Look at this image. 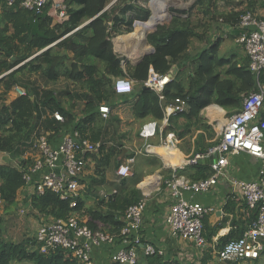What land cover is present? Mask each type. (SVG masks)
Segmentation results:
<instances>
[{
	"label": "trees",
	"instance_id": "trees-1",
	"mask_svg": "<svg viewBox=\"0 0 264 264\" xmlns=\"http://www.w3.org/2000/svg\"><path fill=\"white\" fill-rule=\"evenodd\" d=\"M222 1L226 9L217 8L219 0H182L177 6L157 11L149 7L148 0H115L110 7H107V0H60L58 3L66 6L63 17L59 16L58 5L53 2L44 6L37 14L21 8L18 2L8 10H1L0 75L7 74L0 79V86L10 90L19 82L17 76L22 72L29 75L40 74L50 83L61 79L72 81L81 91H74L70 95L72 103L73 99L75 102L87 103L80 114L76 115L74 111H63L57 100L58 96L53 91L33 92L31 100L27 97L18 99L14 103V110L18 111L16 114L9 115L5 109L1 111L4 116H0V151H17L26 140H30V134L40 121V116L45 113V109H49L58 110L66 118V125L62 126L51 120L39 124L48 140L51 141L52 136L60 134L59 132L68 133L73 129L79 133L80 138L99 143L97 155L92 156L97 161L98 171V177L96 174L91 179L94 188L106 181L103 170L110 168L112 160L114 168L124 162V158L115 160L123 150L130 151L126 159L142 149L135 146L131 137L137 118L155 122L162 138L171 139L184 159L192 161L196 156L206 154L220 143L224 118L241 109L242 95L257 92L259 85L264 87V75H253L248 69L247 59L218 57V41L210 49L200 53L199 64L188 72L185 82L176 76L159 94L150 88H143L140 91L134 89L133 95L119 97L115 95L112 83L114 78L122 75V69L112 50L110 27L114 24L130 28L135 22L148 24L147 40L152 52L135 67L134 76L146 80L150 67L155 73L165 75L170 70L171 62L187 59L188 40L201 38L191 27L190 18L194 14L200 13L204 19L217 24L221 22L238 30L241 15L255 12L254 0L246 1L244 11H235V5L229 6L235 0ZM244 4L240 0V5ZM217 24H214L216 28ZM61 51L72 53L69 68L65 66L68 58ZM166 56H170L171 61ZM186 66L181 63L178 74L184 72ZM160 96L172 103L181 104L184 110L162 123ZM100 104L109 106L106 120L99 121L96 118L95 112ZM210 107L220 109L219 115L205 116L204 110ZM75 108L77 106L73 103L71 110ZM81 114L84 117L78 118ZM263 120L264 114L261 113V121ZM12 153L13 157H18ZM29 162H32V157L27 160ZM162 166L159 168L165 174L161 181L165 189L164 181L171 173ZM138 167L147 165L140 163ZM187 169L190 181L204 180L211 175L210 168L204 165L192 164ZM24 170L26 169L22 164L21 170L9 163L0 164V198L4 203L12 204L18 191L25 187ZM190 170L193 171L191 175ZM142 173L143 168L141 172L135 171L133 178L126 179L116 177L112 172L111 176L117 181L113 183L115 191L107 200L102 198L88 203L87 197H78L72 205L70 199L62 200L57 194L45 191L43 194L35 193L30 196V205L37 216L44 215L62 221L75 217L78 223L85 225L91 232L118 239L124 228V214L143 197L138 189V183L145 176ZM237 203L236 199H228L226 214L234 216ZM244 208L245 217L237 221L232 219L224 235L218 238L217 244L207 248L198 264H209L213 261V251L230 241L238 240L249 229L256 219V211L246 204ZM203 236L210 243L212 238L204 230ZM139 243L136 245L138 258L135 264H184L175 257L165 256L152 243ZM141 243L143 246L152 245L154 253H146L145 248L140 246ZM14 261L28 264H79L62 250L41 252L40 245L31 236H26L19 242L6 239L0 228V264ZM243 262L247 261L227 263Z\"/></svg>",
	"mask_w": 264,
	"mask_h": 264
},
{
	"label": "built area",
	"instance_id": "built-area-1",
	"mask_svg": "<svg viewBox=\"0 0 264 264\" xmlns=\"http://www.w3.org/2000/svg\"><path fill=\"white\" fill-rule=\"evenodd\" d=\"M15 2L34 14L39 13L50 2L58 5L60 17H63L66 10V6L57 0H0V11L8 10ZM236 43L248 59L250 72L255 76L264 75V20L251 12L241 15ZM190 75L193 76L192 73ZM170 81L168 74L160 75L150 70L146 88L161 93ZM112 88L116 96L122 97L132 92L133 85L130 79L118 77L113 79ZM86 103L82 102L83 105ZM263 105L264 91L259 85L257 92L243 98L241 109L224 120L220 143L206 154L195 157L202 159L218 153L216 162L209 167L211 175L207 179L188 181L179 176L180 172L192 165V161L184 159L169 138H162L155 144L146 143L138 152L140 156L159 159L171 173L164 181L171 201L168 219L170 234L174 238L190 240L201 254L208 248L203 236V220L213 214L214 210L188 200L187 196L198 197L210 192L218 179L226 176L225 167L229 158L245 154L260 161L261 168L257 180L237 183L247 207L256 211V219L238 240L230 241L214 252L218 262L253 261L264 255V120L261 121ZM96 112L101 120H106L109 106L100 104ZM176 113V109H168L162 123L167 122L168 118ZM46 120L66 125V118L58 110L45 109V113L40 116V121L32 130L28 141L27 151H30L32 162L25 165V187H32V195L51 191L62 200L70 199L74 205L81 188L79 180L88 165L89 157L97 155L99 143L80 138L79 133L72 129L63 135L57 146L52 147L39 125ZM159 132L155 122H147L140 127L138 136L146 142L155 138ZM134 164L135 157H128L114 168L113 173L116 177L131 179L135 175ZM148 195L145 193L138 204L128 208L122 218L124 228L118 239L107 234L91 232L85 225L78 223L75 217L62 221L47 216L39 220L30 236L40 245L41 252L62 250L79 264H92V252L95 249L111 248L119 243L120 249L115 254V262L135 264L138 258L136 245L140 242L137 232ZM102 197L105 200L108 198L105 194H102ZM2 203L0 198V205ZM143 247L146 253L155 251L150 244Z\"/></svg>",
	"mask_w": 264,
	"mask_h": 264
},
{
	"label": "crops",
	"instance_id": "crops-1",
	"mask_svg": "<svg viewBox=\"0 0 264 264\" xmlns=\"http://www.w3.org/2000/svg\"><path fill=\"white\" fill-rule=\"evenodd\" d=\"M110 1L111 0H107V7L109 6L108 2ZM246 1L248 0H243L245 4L241 6L240 0L238 1L235 0L232 4H229V6L235 5V11H244L246 9ZM254 1L256 2V4L254 5L255 6L254 13L257 15V17L264 20V1L261 0H254ZM160 2L166 3V0H160ZM159 4L155 5L154 7H150V6L149 7L151 9L160 11L157 9ZM217 6L218 9H223V8L226 9V6L222 0H219ZM229 8L231 7H228V9ZM194 17H195V21H194L195 24L192 23ZM190 22L192 29L195 31L197 35L201 36V38L200 39L191 38L190 40H188L187 50H186V54L188 55L187 59L183 58L171 62L169 71L173 72V74L175 75L174 78L177 76L179 79H182L185 82L188 76V72L193 71L192 68H194V66L199 64L198 56L200 55V53L207 51L208 49H210L211 46L216 44V42L218 41H220L217 50L218 57H225V58L234 57V60L247 59L242 48L236 43V36L238 34L237 29L235 30L229 27L227 24H222L221 22L217 24L211 22L208 19H204L200 13L194 14L190 18ZM214 24H217L218 28H216ZM142 28L137 26L135 27L132 26L128 28L114 24L111 25L110 27L112 50L116 55V57L119 59L122 69V75H120L119 77L130 79L133 85L132 92L126 96L133 95L134 89L135 90L139 89L140 91L141 89L146 88L147 78L146 80H142L141 78L134 77L135 67H137L140 63H142L145 57L152 52V47L150 44H149L151 47L150 52L148 53L145 52L147 46L144 43V39L145 37L147 39L148 30L144 32ZM193 45H195L194 53L191 52V48ZM119 50L124 52L119 54L118 53ZM61 53L66 54L68 61H66L65 66L69 68L71 65L70 59L72 58V53L69 51L67 52L61 51ZM165 58L171 61L170 56H166ZM181 63L184 65L186 64L187 68H185L184 72L178 74L179 72L178 68ZM150 70L153 71V69L150 67L148 73ZM6 74L7 73L1 74L0 79ZM17 78L19 82L16 83L10 90H5L2 85L0 86V116L1 117L4 116V113L1 112L3 109H5L9 115H13L14 113L16 114L18 112L17 110L16 111L14 110V103L18 99L27 97L31 100L33 99V95H32L33 92L41 93V91H45L46 88L43 86L41 81H43V83L45 82L50 84V82L44 81V79L40 74L29 75L26 72H22L18 74ZM66 81H68L71 84V88L74 89L71 92V94H73L74 91L77 93L81 92L72 81L69 80ZM59 82L60 80L53 84H58ZM46 87H47V91L52 90L55 93L53 86L52 89H50L48 85H46ZM263 91H264V87H263ZM244 97L245 96L242 95V99ZM161 99L164 98L160 96V101ZM166 102H167L166 106H163L161 104V108L163 112L162 122L164 121L168 109H176L177 112L184 110V108L179 103H172L167 100ZM70 103L71 104H67L69 106L67 105L62 106L63 111L65 113H68L69 111L72 112L74 111L75 112L74 114L78 115L80 114L81 110L84 109L85 106L80 101L75 102L73 99V103L77 106V108L71 110V106L73 103L72 101ZM208 109L212 110L211 114H215L214 111H218V109L215 107L207 108L203 112L205 116L208 117V116L219 115V114L207 115L206 112H208L207 111ZM262 113L264 114V107ZM95 115L96 118L100 121L101 119L99 118L97 112H95ZM82 117H84L82 114L78 116V118H82ZM226 118L227 117H225L224 120ZM147 122H153V121L150 119L149 121H147V119L144 120L143 118H137L136 123L132 128L133 129L131 136L132 141L135 142V146L138 147L139 149L143 148L146 143L155 144L162 139L161 132H159V134L150 141L144 142L139 138L138 136L139 128ZM68 126H70V124H68ZM59 133L60 134L53 135L52 136L53 138L51 139V141H49L52 147L57 146L62 140L63 135L66 134L64 131ZM0 136H2V133H0ZM28 141L30 140H26L24 145L18 147V150L21 151V155L19 158L13 157L12 151L10 152L0 151V164L9 163L20 170H21V164L23 166H25L26 164L27 165L30 164V162L27 163V160L30 158V151L29 152L27 151ZM123 151H126V153L123 156H121L122 155L121 152L120 156H118L115 159L116 161H120L123 158H124L123 161H125V157L130 153V151L129 150H123ZM138 152H136L134 155V157L136 158L134 164L135 166L134 170L136 172L137 171L141 172V169L143 168L144 173L142 174L145 175L142 176L143 179L141 180L140 183H138V189L142 192V196L145 193H148L149 197L148 200L145 201L146 203L141 213V220L139 222V229L137 232V236L139 237L140 241H142V243H150V244L152 243L153 245H155V247L160 249L163 252V254L167 257L170 258L175 257L180 261L186 260L189 261L188 263L197 264L202 254L198 249H196L194 244L190 240H187L185 238H174L170 234L168 219H169L171 201L168 192L162 186L161 181L163 179V176H165V174L163 173L164 171L161 168H159V166H162L161 161L156 158L140 156ZM113 161L114 160H112V162ZM140 163L143 165H147V167H138ZM96 165H97V161L95 160V158L89 157L88 165L79 181L82 189L80 190L81 192L79 193L78 196L81 198L87 197L89 199L88 203L93 202L95 200L97 201V198L102 199L103 198L102 194H105L107 196L110 195L106 193L107 189H99L98 187L94 189L91 185V179L96 174L98 175ZM111 166H113L112 169L113 172L114 164H112ZM260 168H261L260 161L249 155L242 154L233 158H229L228 163L225 167L226 176L218 179L215 187L210 192L200 195L198 197H192L191 195L187 196L188 200L192 202H198L201 205L206 207H211L214 210V213L209 215L203 222L204 232L209 234L210 237L212 238L210 243H207L206 241L207 246L209 248L217 244L218 238H221L224 235V233L227 230L228 223L232 219H235L237 221L238 219L245 217L246 215V210L244 208L245 201L242 197L240 189L237 186V183L251 182L257 180L259 177ZM192 173L193 171L190 170L189 175H191ZM187 174H188V169L180 172L179 176L182 179L190 181L187 177ZM107 180H108V189L114 188L115 184L113 183H115L117 180L113 177L112 178L110 177ZM106 181L101 184L102 187L105 186V184L107 183ZM31 188H32L31 186H26L20 189L18 191L15 200L24 201L25 205H27L32 211L30 205V199H31L30 196H32ZM97 189L98 191L95 194L94 191ZM228 199H236L238 201L234 210V216H230L225 212V205L227 204ZM4 204L6 205V203ZM34 214L37 216L35 212ZM39 216H37L38 219ZM42 217H44V215ZM5 238L8 239L6 236ZM23 238H21L18 241L17 240H12V241L19 242ZM142 243L140 246H142L143 248ZM119 249H120L119 243L118 246H114L111 248L95 249L92 252V264H113L115 262V254ZM214 252L215 251H213V253ZM10 264H28V263H17L14 261L11 262Z\"/></svg>",
	"mask_w": 264,
	"mask_h": 264
},
{
	"label": "rangeland",
	"instance_id": "rangeland-1",
	"mask_svg": "<svg viewBox=\"0 0 264 264\" xmlns=\"http://www.w3.org/2000/svg\"><path fill=\"white\" fill-rule=\"evenodd\" d=\"M57 1H60V0H57ZM114 1L115 0H111L110 2H108V5L110 6L113 5ZM194 21H195V17L193 18V21H192L193 24H195ZM194 50H195V45L192 46L191 52L194 53ZM41 82L43 86L46 88L45 90H47L46 85H48L50 89H52V86H53V89L55 90V93H57V96H58L57 99L62 106L71 104L70 102L72 101V99L70 98V95L74 89L71 88V84L68 81H66L65 79L60 80L58 84H53L52 82L50 84L45 83V82L43 83V81ZM218 110L220 111V109ZM207 111H208L206 112L207 115H215V114L220 113L219 111H214L215 114H211V111H212L211 109H208ZM11 151L14 152L16 155H18V158L20 157L21 155L20 150L17 149V151H14V150H11ZM113 163L114 161L112 162V164ZM112 169H113V166H111L109 169L103 170V176L105 177L106 180L109 179L110 177L112 178L111 176ZM96 177H98V175H96ZM106 182H107L105 184L106 187L105 186L104 187L97 186V187L99 189H107L106 193L111 194L114 191V189L113 188L108 189V180ZM81 189L82 188H80V190ZM80 190H79V193L81 192ZM97 191L98 189L95 190L94 193L96 194ZM97 200H100V198H97ZM42 216L43 215L39 216V219H38L37 216L34 214V212L31 211L27 205H25L24 201L14 200L13 204H6V205L2 203L0 205V224H1L0 228L3 234H5V236L8 239L18 241L24 236L32 235L35 227L37 226ZM181 262H183L184 264H187L189 261L182 260ZM209 264H228V263L218 262L213 257V261H211ZM242 264H264V257H262L260 260H258L255 263L253 261H247V262H243Z\"/></svg>",
	"mask_w": 264,
	"mask_h": 264
},
{
	"label": "water",
	"instance_id": "water-1",
	"mask_svg": "<svg viewBox=\"0 0 264 264\" xmlns=\"http://www.w3.org/2000/svg\"><path fill=\"white\" fill-rule=\"evenodd\" d=\"M148 1H149V6L150 7H154L155 5H158L160 3L159 6L157 7V9L160 10V11H163V10H166V9L172 8L173 6L178 5L179 3H181L182 0H173V2H171L172 0H166V3H161L160 0H148ZM109 7H110V5H109ZM138 24H140L144 28L143 29L144 32L147 31L148 28H149L148 24L147 23H143V22H135L133 24V26L135 27ZM144 41H145V44L147 46L145 52L148 53V52H150L151 47H150L149 43L147 42L146 37H145ZM123 52L124 51H121V50L118 51L119 54H121ZM168 76L172 80V79H174L175 75L173 74V72L169 71ZM160 102H161V104L163 106H166L167 102H166L165 99H161ZM125 153H126V151H122V155L121 156H123ZM217 158H218V153L215 152V153L209 155L208 157H205V158H202V159H194L192 161V164H198V165H204V166L210 167L212 164H214V162H216Z\"/></svg>",
	"mask_w": 264,
	"mask_h": 264
},
{
	"label": "bare ground",
	"instance_id": "bare-ground-1",
	"mask_svg": "<svg viewBox=\"0 0 264 264\" xmlns=\"http://www.w3.org/2000/svg\"><path fill=\"white\" fill-rule=\"evenodd\" d=\"M171 2H173V0H172ZM137 27L142 28V26H140V24H138ZM142 29H144V28H142ZM144 43H145V41H144ZM143 46H144V45H143Z\"/></svg>",
	"mask_w": 264,
	"mask_h": 264
},
{
	"label": "clouds",
	"instance_id": "clouds-1",
	"mask_svg": "<svg viewBox=\"0 0 264 264\" xmlns=\"http://www.w3.org/2000/svg\"><path fill=\"white\" fill-rule=\"evenodd\" d=\"M168 73H169V71H168ZM168 73H167V74H168ZM172 80H173V79H172ZM176 148H177V147H176ZM192 161H193V160H192ZM107 199H108V198H107ZM213 256H214V253H213ZM214 258H215V257H214Z\"/></svg>",
	"mask_w": 264,
	"mask_h": 264
}]
</instances>
